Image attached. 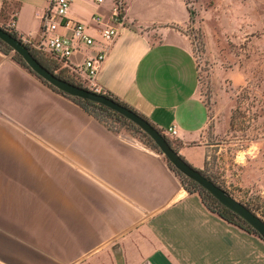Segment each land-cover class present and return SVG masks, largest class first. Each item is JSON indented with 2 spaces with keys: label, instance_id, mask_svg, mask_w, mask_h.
Listing matches in <instances>:
<instances>
[{
  "label": "crops",
  "instance_id": "crops-1",
  "mask_svg": "<svg viewBox=\"0 0 264 264\" xmlns=\"http://www.w3.org/2000/svg\"><path fill=\"white\" fill-rule=\"evenodd\" d=\"M39 1L5 0L19 36L39 37ZM113 3L71 7L99 44L70 63L105 52L94 85L162 133L175 126L171 146L202 170L210 117L186 1L125 0L120 35L106 44L92 16L112 24ZM104 254L112 264H264V240L209 211L161 153L112 132L0 52V264H83Z\"/></svg>",
  "mask_w": 264,
  "mask_h": 264
},
{
  "label": "rangeland",
  "instance_id": "rangeland-1",
  "mask_svg": "<svg viewBox=\"0 0 264 264\" xmlns=\"http://www.w3.org/2000/svg\"><path fill=\"white\" fill-rule=\"evenodd\" d=\"M185 1L193 13L185 33L192 41L198 64V94L210 117L200 139L207 147L206 165L200 171L264 220V5L260 2L257 6L253 0ZM154 2L160 4L164 0ZM164 8L155 5L151 11ZM172 9L176 10V6L172 5ZM16 12V8L7 9L5 0H0V27L13 31ZM29 17L24 25L31 24ZM36 53L52 61L45 53ZM15 54L12 50L4 55ZM61 70L57 68L58 73ZM63 75L93 91L77 75L67 71ZM100 117L101 124L112 132L151 149L145 133L129 120L104 112ZM165 138L174 144L172 139ZM83 264L112 263L104 254L99 260Z\"/></svg>",
  "mask_w": 264,
  "mask_h": 264
},
{
  "label": "built area",
  "instance_id": "built-area-1",
  "mask_svg": "<svg viewBox=\"0 0 264 264\" xmlns=\"http://www.w3.org/2000/svg\"><path fill=\"white\" fill-rule=\"evenodd\" d=\"M43 1L46 3V8L41 16L39 37L35 40L32 37L20 36L18 39L27 48L51 55L63 69H67L72 75H77L84 83L90 85L94 92L101 94L93 82L105 61V52L100 51L94 57L85 59L77 65L70 63L72 56L80 51L81 47L93 48L99 44L97 38L89 32L87 25L68 16L69 10L77 0ZM95 1L98 4L103 3V0ZM124 11L125 1L114 0L111 9L112 24L105 23L104 18L99 14L92 16L93 22L99 27L97 34L102 42L112 43L119 37L118 25L122 24ZM164 134L170 138L176 137L177 128L173 126Z\"/></svg>",
  "mask_w": 264,
  "mask_h": 264
},
{
  "label": "water",
  "instance_id": "water-1",
  "mask_svg": "<svg viewBox=\"0 0 264 264\" xmlns=\"http://www.w3.org/2000/svg\"><path fill=\"white\" fill-rule=\"evenodd\" d=\"M0 40L9 46L21 59L28 68L39 78L47 82L49 85L72 98H78L84 101H90L103 105L123 116L137 127H139L146 135H148L159 149L160 153L174 168L188 179L200 185L205 191L212 195L222 206L238 215L248 225L255 230L260 236L264 237V220L257 216L245 205L234 199L222 188L217 186L213 181L206 177L200 170L193 168L183 157L171 146L165 136L147 119L126 107L112 98L100 93L87 90L67 82L46 67H44L32 54L29 48L21 43V41L12 34L0 27Z\"/></svg>",
  "mask_w": 264,
  "mask_h": 264
},
{
  "label": "trees",
  "instance_id": "trees-1",
  "mask_svg": "<svg viewBox=\"0 0 264 264\" xmlns=\"http://www.w3.org/2000/svg\"><path fill=\"white\" fill-rule=\"evenodd\" d=\"M190 13V17L191 20L193 18V13L189 10ZM10 34H12L14 37L19 38L20 36L18 35V33L16 31H11L9 32ZM3 48V49H2ZM30 51L32 52V54L35 56V58L44 66L46 67L48 70H50L52 73H54L55 75H57L58 77H60L61 79L70 82L74 85H77L79 87H81V85L74 83L73 81H71L70 79H68L67 77H65L63 75L64 71H67V69H63L61 64L55 60L51 55L46 54L47 58H50L52 61H49V59H45L43 57H41L38 53H36L37 51H34L32 49H30ZM0 52L4 53V54H8L10 52H12V49L10 47H8L6 44H4L1 40H0ZM39 53H43V52H39ZM12 59L14 61H16L18 64H20L23 68L27 69L29 72H31L32 74H34L29 68L28 66L25 64V62L20 58V56H18L17 54H15ZM61 68L62 70L60 71V73L57 72V68ZM36 76V74H34ZM38 77V76H37ZM39 78V77H38ZM46 86H48L50 89H52L53 91L67 97L68 99H70L71 101H73L74 103H76L77 105H79L82 109H84L89 115H91L92 117H94L97 121H99L100 123H102V118L100 117V114L102 112L104 113H108V114H112L115 116H118L122 119L127 120L126 118H124L123 116L119 115L118 113L111 111L110 109H108L107 107L97 104V103H93L90 101H84L78 98H71L68 97L67 95L63 94L62 92L58 91L57 89H55L54 87H52L51 85H49L47 82H45L44 80H42L41 78H39ZM103 95H106L109 98L114 99L115 101L119 102L120 104L127 106L126 104L122 103L121 101H119L116 97H114L112 94L110 93H103ZM130 108V107H129ZM132 109V108H130ZM133 110V109H132ZM134 111V110H133ZM97 112H100V114H98ZM136 112V111H135ZM140 115V114H139ZM143 117V116H142ZM145 118V117H144ZM146 119V118H145ZM128 121V120H127ZM130 122V121H128ZM104 125V124H103ZM106 127V125H105ZM144 137L147 138V140L150 142L151 144V149L154 151H157L160 154V151L158 150L157 146L154 144V142L152 141V139L150 137H148L146 134H143ZM166 160V159H165ZM167 164L169 166V168L176 174V176L180 177V182L182 184V186L184 187V189L191 194H198L203 202V204L205 205V207L211 211L212 213L217 214L219 217H221L223 220L229 222L230 224L250 233L253 235H257L259 236L261 239L264 240V237L260 236L255 230H253L248 223H246L243 219H241L238 215L234 214L233 212H231L230 210H228L227 208H225L224 206H222L212 195H210L207 191H205L200 185H198L197 183H195L194 181L182 176L177 170L173 169V166L167 161ZM210 179V178H209Z\"/></svg>",
  "mask_w": 264,
  "mask_h": 264
}]
</instances>
